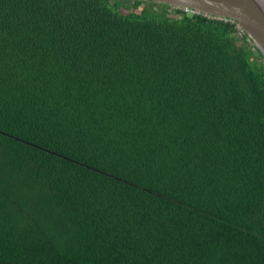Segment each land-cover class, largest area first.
Returning <instances> with one entry per match:
<instances>
[{"label": "trees", "instance_id": "obj_1", "mask_svg": "<svg viewBox=\"0 0 264 264\" xmlns=\"http://www.w3.org/2000/svg\"><path fill=\"white\" fill-rule=\"evenodd\" d=\"M0 264H264V58L152 0H0Z\"/></svg>", "mask_w": 264, "mask_h": 264}, {"label": "water", "instance_id": "obj_2", "mask_svg": "<svg viewBox=\"0 0 264 264\" xmlns=\"http://www.w3.org/2000/svg\"><path fill=\"white\" fill-rule=\"evenodd\" d=\"M235 19L264 58V0H152Z\"/></svg>", "mask_w": 264, "mask_h": 264}, {"label": "built area", "instance_id": "obj_3", "mask_svg": "<svg viewBox=\"0 0 264 264\" xmlns=\"http://www.w3.org/2000/svg\"><path fill=\"white\" fill-rule=\"evenodd\" d=\"M169 5V4H168ZM174 9H180L182 10V12L184 14H188V15H197V14H200V15H204V16H208V17H211V18H217V19H222V20H225V21H229L231 23H236V26L238 29H240L243 33H246V31L244 30L243 27L240 26V24L233 18H228V17H215V16H211V15H208V14H205L195 8H190V7H179V6H174V5H171ZM247 34V33H246ZM249 38V37H248Z\"/></svg>", "mask_w": 264, "mask_h": 264}, {"label": "rangeland", "instance_id": "obj_4", "mask_svg": "<svg viewBox=\"0 0 264 264\" xmlns=\"http://www.w3.org/2000/svg\"><path fill=\"white\" fill-rule=\"evenodd\" d=\"M126 2H132L133 0H125Z\"/></svg>", "mask_w": 264, "mask_h": 264}]
</instances>
